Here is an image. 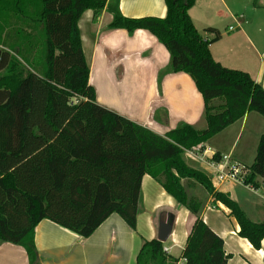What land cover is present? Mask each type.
<instances>
[{
    "label": "trees",
    "instance_id": "obj_1",
    "mask_svg": "<svg viewBox=\"0 0 264 264\" xmlns=\"http://www.w3.org/2000/svg\"><path fill=\"white\" fill-rule=\"evenodd\" d=\"M165 2V18L134 19L121 13L120 0H0V245L23 247L31 264H39L35 230L44 220L90 238L118 214L135 230L146 175L197 218L185 264H229L224 240L202 219L210 198L212 206L230 210L241 238L264 251V222H253L184 155L249 112L264 117V88L248 73L214 60L210 46L220 36L209 41L197 30L190 16L197 0ZM88 11L94 12V23L105 11L112 15L108 31L145 30L155 36L171 56L160 81L167 74H188L204 98L207 128L181 124L160 136L102 107L90 85L79 29ZM246 168L244 185L259 188L264 135L254 164ZM191 187L206 196L191 194ZM138 264L178 260L153 240L143 246Z\"/></svg>",
    "mask_w": 264,
    "mask_h": 264
},
{
    "label": "crops",
    "instance_id": "obj_2",
    "mask_svg": "<svg viewBox=\"0 0 264 264\" xmlns=\"http://www.w3.org/2000/svg\"><path fill=\"white\" fill-rule=\"evenodd\" d=\"M120 11L134 19H163L168 12L165 0H120ZM190 16L203 38L211 41L220 36L210 46L217 63L248 73L264 88V0H197ZM112 19L105 11L94 23V12L88 11L79 22L90 67V85L96 90L97 102L160 136H166L181 124L205 130V102L194 80L188 74L178 73L167 74L160 81L161 72L170 65L166 47L145 30L134 34L126 30L108 31ZM208 29L215 32H207ZM263 135L264 117L249 112L201 146L207 151V161L219 154L221 159L228 157L231 164L247 167L242 160L253 147L259 146ZM189 159L192 167L206 172L215 182L213 169L207 163ZM259 184V188H253L235 181L213 183L216 190L229 194L253 222L262 223L264 180L259 179ZM212 201L208 200L202 219L224 240L229 264H264V251L255 250L241 238L240 226L230 210L221 203L214 207ZM171 217L173 229L163 243L164 252L169 259L185 264L183 253L197 218L150 175L142 181L135 230L118 214L110 216L90 238L44 220L35 230L39 264H138L145 243L158 240L161 223ZM0 264L31 263L23 247L4 243L0 245Z\"/></svg>",
    "mask_w": 264,
    "mask_h": 264
},
{
    "label": "built area",
    "instance_id": "obj_3",
    "mask_svg": "<svg viewBox=\"0 0 264 264\" xmlns=\"http://www.w3.org/2000/svg\"><path fill=\"white\" fill-rule=\"evenodd\" d=\"M187 155L196 162L207 163L210 169H213V180L215 179L218 183L235 181L244 184L245 177L249 172L243 165L231 164L228 157H223L219 162L213 156L210 161H207V151H204L201 145L187 151Z\"/></svg>",
    "mask_w": 264,
    "mask_h": 264
},
{
    "label": "rangeland",
    "instance_id": "obj_4",
    "mask_svg": "<svg viewBox=\"0 0 264 264\" xmlns=\"http://www.w3.org/2000/svg\"><path fill=\"white\" fill-rule=\"evenodd\" d=\"M215 137V136H214ZM212 139V138H211ZM243 141V140H242ZM208 142V141H207ZM243 142H241V145H242ZM259 143V141H258ZM257 146H255V148L253 147V150L252 151H249L245 154V157L244 159L242 160V163L244 165H246L248 168L251 167V165L253 164L254 160H255V156H256V150H257ZM185 155V159L187 161V163L192 166L193 164L191 163L187 153L184 154ZM193 160V159H192ZM215 182L213 183H216V180L214 179ZM184 185H186V181L184 182ZM188 191L191 193V194H195L196 196H200V197H203V196H206V194L203 192V191H199L197 189V187H191V188H187ZM249 217V216H248ZM250 218V217H249ZM251 219V218H250Z\"/></svg>",
    "mask_w": 264,
    "mask_h": 264
},
{
    "label": "water",
    "instance_id": "obj_5",
    "mask_svg": "<svg viewBox=\"0 0 264 264\" xmlns=\"http://www.w3.org/2000/svg\"><path fill=\"white\" fill-rule=\"evenodd\" d=\"M172 229H173V222L171 220L162 222L160 225V233H159L158 241L165 243L170 237L172 233Z\"/></svg>",
    "mask_w": 264,
    "mask_h": 264
}]
</instances>
